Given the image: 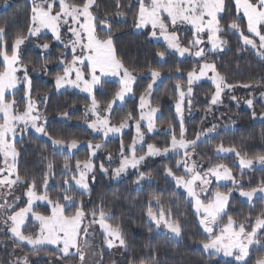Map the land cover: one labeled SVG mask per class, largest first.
Listing matches in <instances>:
<instances>
[{
  "label": "snow or ice",
  "instance_id": "obj_1",
  "mask_svg": "<svg viewBox=\"0 0 264 264\" xmlns=\"http://www.w3.org/2000/svg\"><path fill=\"white\" fill-rule=\"evenodd\" d=\"M114 6V11L101 14L99 0H30L26 27L15 32L10 40L7 38V21L0 23V222L11 234L14 245L30 246L33 255L46 246H53L61 261L75 257L78 264H103V249L93 250L92 240L96 233L102 235V243L108 250L120 248L127 251L125 233L121 224L111 222L114 217L110 210L105 211L103 202L98 207L86 209L85 202L78 200V196L90 194V181L95 182L97 171L119 179L130 169L135 170L133 183L139 186L152 179L151 173L141 170L144 162L154 157L175 156L174 166L165 165L163 172L177 189H183L192 203L198 224L207 234V238L199 242L203 251L209 257H230V264H252L254 246L264 251V210L254 219L249 214L238 220L228 214V209L234 191L245 198L253 209L254 200H264V179L255 186L246 187L243 182L244 170H254L256 165L264 170V153L249 157L235 146L225 147L220 143L215 152L218 156L234 154L241 178L237 179L232 168L224 163L212 164L209 160V166L205 167L193 159L195 148L201 137L215 133L217 126L202 129L194 139L186 138L184 105L187 100L190 112L193 86L204 78L214 85L210 97V105L213 106L223 102L222 95L226 89L236 86L218 70L215 59H208L209 53L215 56L226 51L228 40L225 36L228 33L236 35L245 49L256 50L264 58V0H135L132 27L146 30L143 34L148 38L164 41L163 50L156 52L160 61H164L166 56L178 54L179 57L193 56L198 64L187 72L186 83L178 80L174 86V91L178 93L175 103L178 134L169 123L167 132L170 141L163 147L148 143L147 150L139 155L137 145L142 147L146 134L157 130L159 108L152 106L150 97L162 73L155 68L149 69L151 82L139 96L138 116L128 112L119 123L113 124L110 114L114 105L123 106L126 99L134 95L133 85L137 81L136 69L125 65L114 42V27L127 22L128 12L124 10L122 0H114ZM127 7L130 11L133 5L130 3ZM184 25L190 26L192 33V38L186 42H182L179 35ZM48 33H51L50 37ZM34 41L33 46L40 49L45 58L39 65L32 64L30 68L32 62H24V49ZM53 42L62 45L55 58L61 70L54 76V89L59 92L71 88L87 93L90 104L85 106L84 123L103 138L100 143L87 142L88 157L76 159L74 166L70 161L80 142L50 134L46 127L47 116L40 108L41 104H46L48 95H33L31 73L48 74V65L53 61L47 57L51 55ZM175 71L179 73L181 69L177 67ZM109 77L118 78V88L106 106L101 108L96 93L105 89ZM240 86L252 88L253 84L243 83ZM17 91L23 92L19 102L15 98ZM260 95L264 98V92ZM231 99L236 100V97ZM245 103L249 108L253 107V99H247ZM20 104H23L22 108ZM60 115L65 119L69 117L67 111ZM252 116L256 117L255 111ZM130 122L134 124L135 136L128 145L121 139L118 166L110 169L104 162L97 166L95 158L105 146L103 141L121 136ZM232 123L235 124V121ZM29 131L47 138L53 155L64 156L59 171L60 180L56 179L55 161L47 157H44L47 161L43 164L45 170L39 177L20 173L16 138H23ZM261 135L264 136V132ZM107 159L112 161V155L108 154ZM214 181L216 187L213 190ZM220 182H230L231 186ZM18 187L23 189V196L26 197L24 206H19L21 197L14 195ZM221 187L227 190L221 191ZM53 190L56 191L55 196L52 195ZM41 204L45 206L44 212L37 211ZM144 215L155 229H164L167 239L182 237L181 220L173 217L170 206L161 196L150 194ZM29 217L38 222L39 232L36 234H25ZM149 231H152L151 227ZM12 264H30L28 255L17 258ZM129 264H157V256L153 251L151 256L129 260ZM254 264H264V255H259Z\"/></svg>",
  "mask_w": 264,
  "mask_h": 264
},
{
  "label": "trees",
  "instance_id": "obj_2",
  "mask_svg": "<svg viewBox=\"0 0 264 264\" xmlns=\"http://www.w3.org/2000/svg\"><path fill=\"white\" fill-rule=\"evenodd\" d=\"M125 5L124 10L128 12L127 22H121L114 27V42L118 55L123 59L126 66L135 68L137 74L148 73L150 68L161 71L163 78L153 90L150 97L151 104L159 108V116L156 119V125L161 130L154 134H146L145 143L155 144L163 147L170 141V135L165 132L171 123L178 134L179 120L175 112V103L178 93L174 91L177 81L186 83L187 72L193 67H198L197 60L192 58H180L177 55L166 56L164 61L156 56L158 50H163L164 43L156 42L146 37L143 31H136L132 27L133 12L136 11L135 0H122ZM133 7L129 11L128 5ZM99 12L114 11V0H99ZM30 0H0V23L7 21L8 34L11 37L18 30L24 29L27 24L29 15ZM234 14V5H232ZM182 42H186L192 38L191 31L179 32ZM49 37L50 34H47ZM228 40L226 51L223 53L208 54L209 61L215 59L218 70L226 76L229 83L236 85L233 92L237 95V91L243 98L251 92L264 90V59L259 58L254 52L241 46L236 35L228 33L225 36ZM43 42V41H41ZM29 44L25 49L24 62L32 67V64L39 65L45 58L41 55V51ZM62 45L53 42L50 50L51 55L47 58L53 62L48 65V74L31 73L33 80V95L39 94L43 97L45 93L48 95L46 104H41V111L47 116L48 123L46 125L50 134L57 138L65 140L77 139L80 147L74 151V155L70 163L74 166L75 160H84L88 157L87 142H102L103 138L100 134L93 133L85 125H83L85 106L90 104V98L87 95L73 91L64 90L57 92L54 89V76L61 69L57 67L55 58L59 54ZM238 48L240 49L238 51ZM70 58V57H69ZM179 67L181 71L177 73L175 69ZM171 77V78H169ZM151 82L150 77H140L134 86V97L126 100L123 106H115L110 114L113 124H117L128 112H133L138 116L139 96ZM243 83H252L253 87L245 89L240 85ZM258 85V86H257ZM118 88V83L109 80V84L105 85V89L96 93L97 99L100 101L101 108L106 106V102L112 97L114 91ZM193 98L191 116L185 120L186 138L194 139L195 134L210 125H218L221 130L215 135L201 142L195 148L196 156L205 167L209 166V160L212 164L224 163L232 168L234 176L241 178L239 166L235 163L236 156H218L215 148L223 143L225 147L235 146L242 153H247L249 157L256 154L264 153V120H254L252 113L263 112V107L259 103H255L254 109L250 110L242 105L236 104L230 100L231 93H226L222 103L210 105V97L214 91V85L209 82H202L193 86ZM23 95L22 91L15 93V98L19 102ZM21 108L23 104L19 105ZM211 108V111L207 109ZM184 109L188 110L187 100ZM67 111L69 117L63 118L60 114ZM235 121V124L232 123ZM134 131L127 130L121 136L107 139L103 141L105 146L98 152L95 162L97 166L103 160V155L111 154L113 162L108 167L114 168L119 164V150L121 139L125 145L132 142ZM17 148L20 152L18 157V168L22 175L39 177L45 170L43 164L49 160H54L57 170V180H60L59 171L63 166L64 156L60 154L53 155V149L47 138L37 136L33 132H28L23 138L17 140ZM146 151V146L139 149L138 154ZM177 157L171 156L149 159L148 162L141 166V170L151 173V181H145L137 186L133 183L135 180V170H129V173L118 181H114L111 176H106L99 171L96 172V180L94 183L90 181L91 192L83 197L78 196V200L85 202L86 209L98 207L103 202L105 211H111L114 219L113 224H121L125 233L128 250H122L121 258L117 264H129V260L141 257L151 256L153 251L157 256V264H230L231 260L223 259L219 256L209 257L200 246L199 242L205 240L207 235L198 224V218L194 214V209L189 198L179 189L176 188L174 182L170 178L166 179L163 172L165 165L174 166ZM0 161L1 157H0ZM2 163H0V166ZM175 170V169H174ZM261 179H264V170L255 168L254 170L245 171L243 174V182L246 187L255 186ZM40 182L39 179L37 181ZM231 186V185H228ZM216 186L213 187V190ZM221 191L227 188L221 187ZM161 196L171 208L174 218H179L182 223V237L178 240L167 239L165 234L156 231L154 225H150L144 215L150 194ZM56 191L53 190L52 195L55 196ZM175 194V195H174ZM264 210V200H254V209L249 203L240 198L239 194L233 192L230 198V207L228 214L240 220L245 216L254 219L255 215ZM37 211L44 212L45 206L40 205ZM152 231H149V228ZM38 226L32 220L26 224L25 234H36ZM9 235L0 230V264H10L11 255L8 247H3L1 240L9 239ZM255 252L252 255V264L259 255H264L259 246H254ZM23 251L31 255V249L22 246ZM40 254H47L51 257H57L53 247H45ZM75 258V257H74ZM112 255L105 253L103 264H110ZM34 264H49L47 260H41Z\"/></svg>",
  "mask_w": 264,
  "mask_h": 264
},
{
  "label": "rangeland",
  "instance_id": "obj_3",
  "mask_svg": "<svg viewBox=\"0 0 264 264\" xmlns=\"http://www.w3.org/2000/svg\"><path fill=\"white\" fill-rule=\"evenodd\" d=\"M241 15H242V13H241ZM135 30H136V31H143V32L146 31V30H137V29H135ZM182 30H183V31H189V30H190V26H187V25L181 26V31H182ZM48 34L51 35V33H48ZM179 35H180V34H179ZM151 39H153V38H151ZM153 40L156 41V42L164 43V41H163L162 39H159V40H157V39H153ZM34 42H35V41H34ZM37 49H38V48H37ZM248 49L251 50L252 52H254L259 58H261V57L257 54V51H256V50H253V49H251V48H248ZM39 50H40V49H39ZM40 51H41V50H40ZM175 55L178 56V54H175ZM178 57H179V56H178ZM180 58H192V59L197 60V58H195V57H193V56H186V57H180ZM262 59H264V58H262ZM140 77H150V73L148 72V73H144V74H137V78H140ZM162 78H163V75H162ZM162 78H161L160 80L157 81V83L154 85L153 90L156 88V86H158V84L160 83V81L162 80ZM107 79H108V80L115 81V82H117V80H118V78H111V77H109V78H107ZM202 82H209V83L212 84V82H211L210 80H208L207 78L202 79L201 81L197 82L196 84H198V83H202ZM134 86H135V84L133 85V89H134ZM243 88H244V87H243ZM245 89H250V88H245ZM64 90H73V91H76V92H79V93H82V94L88 96L87 93L80 92L79 89H71V88H69V89H61L60 91H64ZM60 91H59V92H60ZM233 92H236L235 87H234L233 89H231V90H227V89H226V90H225V93L222 95V101L224 100V98H225V96H226V93H231L230 100H231L232 102L236 103V104L242 105V106H244V107L247 108V109L253 110V109H254V105H255V103H259V104L263 107V109H264V98H262L261 95H260V93H261V92H264V90H260V91L258 90L257 92H251L249 95H247V96L244 97V98H243L241 95L239 96V94H238V93H240L239 91H237V95H234ZM22 96H23V95H22ZM232 96H235V97H236V100L231 99ZM133 97H134V95L130 96V97L127 98L126 100H128V99H130V98H133ZM247 99H253V107H252V108H249V107L247 106V104L245 103V101H246ZM115 106H120V105L117 104V105H114V107H115ZM152 106H153V105H152ZM153 107H154V106H153ZM255 113H256V117L254 118V120H264V110H263L262 113H257V112H255ZM184 115H185V120H187V119H189L191 116H193V114L191 113V111L189 112V110H186V109H184ZM158 116H159V112L157 113V117H158ZM177 118H178V117H177ZM83 125H85V126L87 127V125H86L85 123H83ZM212 125H215V124H212ZM212 125H210L209 127H211ZM156 126H157V125H156ZM216 126H217V128H216V132H215V133H212L209 137H201V141L210 138L211 136L215 135L217 132H219V131L221 130V128H220L218 125H216ZM129 129H132V130L134 131V136H135V127H134V124L131 123V122H130V126H129L128 128H126V129L123 130V133L126 132V131L129 130ZM204 129H207V128H204ZM160 131H161V130L157 127V130H156L155 132H153V133H147V134H154V133H157V132H160ZM29 132H33V133H35L34 131H29ZM165 132H167V129H166ZM123 133H122V134H123ZM35 134H36V133H35ZM25 135H26V134H25ZM25 135H24V136H25ZM36 135L38 136V134H36ZM24 136H23V137H24ZM40 137H42V136H40ZM116 137H119V136H116ZM116 137H109L108 139L116 138ZM44 138H45V137H44ZM16 139H17V140H20L21 137H20V136H17ZM201 141H200V142H201ZM80 146H81V145H80ZM80 146H79V147H80ZM144 146H146V143H144V145H143L142 147H144ZM137 147H138V149H141V148H142L140 145H137ZM146 150H147V149H146ZM74 151H75V150H74ZM195 152H196V151H195ZM216 154H217V153H216ZM137 155H139V154L137 153ZM228 155H233V154H220V156H228ZM97 156H98V154H97ZM107 157H108V154L103 155V160L100 161V162H104L106 167H108V165H110V164L113 162V160H112V161H108ZM96 158H97V157H96ZM154 158H159V157H154ZM154 158H149V159H154ZM149 159H148V160H149ZM193 159H194V160H197L199 163L203 164L202 162H200V161L198 160V158H197L196 155L193 156ZM1 160H2V157H1ZM148 160H147L146 162H144V163L142 164V166L145 165V164L148 162ZM235 163L238 165V163H237V159L235 160ZM203 165H204V164H203ZM1 166H2V165H1ZM255 168H261V166L256 165ZM130 170H132V169H130ZM245 171H249V170H244V172H245ZM121 178H123V177H121ZM121 178H119V179H114V178H112V179H113L114 181H118V180H120ZM213 179H214V178H213ZM220 183L231 185L230 182H220ZM214 186H216L215 181H214V183H213V185H212V188H213ZM179 190H181V191L183 192V189H179ZM234 192H235V191H234ZM183 193H184V192H183ZM236 193H238V192H236ZM14 195H16V196H20V197H21V200H20V204H19V206H24V203H25V201H26V197L23 196V189L18 187V189H17V191L14 193ZM185 195H186V194H185ZM240 198L243 199V200H245V198H243V197H240ZM245 201H246V200H245ZM41 205H43V204H41ZM193 209H194V208H193ZM29 220H32L31 217H29ZM29 220H28V221H29ZM28 221L26 222V224L28 223ZM32 221H33L34 223H36V224L38 223V222H36V221H34V220H32ZM154 227H155V226H154ZM0 230H1L2 232H4V233H7V234L10 236L9 239H7V240H6V239L1 240V243H2L3 247H6V246L8 247V245H10V248H9V253H10V255H11L10 264H12V262L15 261L17 258H22L24 255H28V254H26V253L23 251L22 247H17V246L14 245L13 240H12V238H11V234L7 232L6 227H4V225L2 224V222H0ZM156 231L159 232V233H162V234L167 235V234L165 233V231H164L163 228H161L160 230H157V229H156ZM217 231H218V230H217ZM38 232H39V229H38L37 233H38ZM205 234H206V233H205ZM206 235H207V234H206ZM178 239H180V238H177L176 240H178ZM102 241H103V237H102V235H101L99 232H97L96 235H95V238L92 240V243H93V245H94V249H93V250H94V251H100L101 249H103V252H102L103 262H104V258H105V253H106V252L111 253V255H112V262H111L110 264H113V262H115V264H117V261L121 258L122 250H123V249L115 248V249L108 250V249L103 245ZM24 246L30 248V246H28V245H24ZM46 247H53V246H46ZM30 249H31V248H30ZM219 257H221V258H223V259L231 260L230 257H224V256H222V255H219ZM28 259H29L30 264H34V263L39 262V261H41V260H47L49 264H78V260H77L76 258H74V257L66 258L64 261H61V260L58 259V256H57V257H51V256H49V255H47V254H40V253L35 254V255H33V254L28 255ZM88 260L91 262V260H92L91 255L88 256Z\"/></svg>",
  "mask_w": 264,
  "mask_h": 264
}]
</instances>
